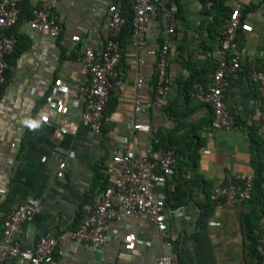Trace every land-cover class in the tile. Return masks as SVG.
<instances>
[{
  "label": "crops",
  "instance_id": "1",
  "mask_svg": "<svg viewBox=\"0 0 264 264\" xmlns=\"http://www.w3.org/2000/svg\"><path fill=\"white\" fill-rule=\"evenodd\" d=\"M115 1L22 0L23 16L14 29L15 34L28 40V46L16 58L9 57L8 74L0 90V187L5 190L0 195V214L28 199H36L39 210L23 223L19 239L23 247L31 248L42 235L56 238L52 264H155L162 253L170 251L165 240L179 238L184 243L195 229L200 202L217 178L226 173H252L249 128L258 123V132L264 129L261 97L252 98V88L243 77L233 79L224 102L240 123H235L231 130L208 126L199 131L203 143L193 170L183 162H189V153L198 139L192 135L174 145L176 168L163 188L165 232H159L148 219L115 216L109 221L108 244L94 248L84 242L75 243L72 234L80 224L82 205L87 197L89 202L93 201L103 191L100 188L105 181L109 182L106 167L121 145L152 155L156 133L183 136L209 115L207 103L194 99L192 94L187 98L184 87L192 75L189 65L206 68L211 78L219 59L221 27H216L218 35L207 30L213 21L206 13L209 5L204 7L201 0H152L157 10L147 20L145 43L137 47L132 44L129 31L122 34L121 29L118 34L121 56L111 81L101 129L82 124L81 107L71 102L86 80L82 57L89 48L102 51L110 35L108 8ZM44 2L52 5L61 25L56 39L32 30L28 24L27 11L31 13L33 7ZM224 6L241 15L236 35L240 66H263L264 0H224ZM125 11L134 15L133 5L131 11L128 6ZM169 23L174 24L171 34L167 32ZM165 39L170 45L169 90L161 107L137 112V103L145 104L154 96L157 52ZM206 40L207 45L203 44ZM138 78L143 80L141 85ZM59 79L64 89L56 85ZM166 106H176V111L187 115L179 118L165 110ZM136 123L150 129H133ZM16 137L20 138L19 146L12 148ZM7 158H13L10 167ZM4 174L6 180L2 178ZM196 174L201 178H193ZM244 209L241 204L217 205L208 222L217 264H243L239 216ZM184 249L192 252L189 241ZM0 264L29 263L8 256L0 257Z\"/></svg>",
  "mask_w": 264,
  "mask_h": 264
},
{
  "label": "built area",
  "instance_id": "2",
  "mask_svg": "<svg viewBox=\"0 0 264 264\" xmlns=\"http://www.w3.org/2000/svg\"><path fill=\"white\" fill-rule=\"evenodd\" d=\"M22 0H0V90L6 80L8 63L6 55L13 52L16 39L5 34V30L16 25L19 19L20 2ZM122 1L116 0L108 10L109 38L101 52L91 48L84 51L82 62L86 72V80L79 88V92L72 104L81 107L80 120L82 124L94 130H100L104 122V111L109 101L112 78L116 76V66L120 60V46L118 34L125 24L126 18L122 13ZM134 15L132 18V32L130 40L135 46L145 43L146 23L150 16L156 14V5L152 0H132ZM211 2L208 3L210 5ZM166 13V9H164ZM168 13V11H167ZM169 15V14H168ZM240 12L233 11L221 26L218 37L219 59L211 73L209 85L195 83L192 97L202 103L210 104L213 110L211 126L216 129L231 130L235 128L234 118L225 106V92L230 86V78L236 74L240 65V50L236 42L238 28L241 25ZM29 27L37 32L46 33L56 38L60 34L61 25L54 16L52 5L44 2L32 8V16L28 19ZM168 34L174 32V24L169 23ZM170 45L165 39L157 52L156 82L154 96L145 104L137 103L135 110L143 112L152 107H161L168 92V54ZM251 79L258 84L259 94L264 114V64L252 71ZM138 85L143 83L138 78ZM62 80L56 85L64 89ZM133 129L148 131V125L133 124ZM76 130H72L74 133ZM264 139V129L260 128ZM20 138L11 143L12 148L19 146ZM264 148V144H263ZM13 164V158H7V165ZM176 168L175 151L172 148H159L154 154H140L134 152L127 144L120 146L119 151L111 156L106 167L109 185L91 202L83 208V217L78 228L73 232L75 243H87L98 248L108 244L111 237L108 225L111 218H144L155 224L161 233L167 228L166 223V194L163 191L167 179ZM7 179V174L2 176ZM253 185L252 174L226 173L215 180L210 191V198L217 205H237L251 197ZM160 188V190H157ZM5 193L0 187V195ZM36 199L10 209L0 214V257H20L29 264H52L57 247V239L42 235L33 247H23L19 233L23 223L39 210ZM263 230L259 238L264 247V217L260 220ZM170 251L162 253L155 264H182L173 249L171 240L164 242Z\"/></svg>",
  "mask_w": 264,
  "mask_h": 264
},
{
  "label": "trees",
  "instance_id": "3",
  "mask_svg": "<svg viewBox=\"0 0 264 264\" xmlns=\"http://www.w3.org/2000/svg\"><path fill=\"white\" fill-rule=\"evenodd\" d=\"M203 6L205 7L209 5L208 11H206L207 15H210L213 18V21L210 22L208 25L207 30L211 31L212 34H217L218 31L216 30L217 26H222L227 18L230 17L232 11H228V9L224 6V0H201ZM20 10H21V2H20ZM133 2L130 0H123L122 2V10L124 16H126L127 20L122 27L121 33H125L129 31V35L132 32V13L127 14L125 11L126 6H128L129 10L131 11V6ZM160 9V6H158ZM30 16L27 18H31L32 16V9L31 13L27 11ZM23 15L21 12L19 13V19ZM16 26V25H15ZM15 26L5 30V34L13 36L16 39L15 48L13 50L12 55H6V60L8 61L9 57L16 58L20 55L28 46V40L24 39L22 36L17 35L14 33ZM241 26V25H240ZM240 28V27H239ZM238 28V31H239ZM120 33V39L123 38V35ZM124 38L122 39V41ZM209 40L203 42V44L207 45ZM162 45V44H161ZM65 51L62 52V56L64 58ZM261 66H256L253 69L248 67L240 66L238 72L230 78V82H233L237 77H243L244 83L248 84L250 88H252V98L256 99L259 95L258 84L251 79V73L253 70L257 68H261ZM189 69L192 71V75L190 78L185 82V91L186 97L190 98V95L193 92V85L195 83H202L203 85H209L210 78L208 77V71L206 68H199L197 69L193 64L189 65ZM212 73V72H211ZM8 74V70H6V76ZM234 79V80H233ZM156 82V74L154 77V84ZM45 98H43L40 102L42 103ZM209 109V115L204 117L199 123H196L191 126V130L188 134L183 136H179L178 134H168L165 135L161 132H158L154 135L153 138V151H157L159 148H174V145L180 139H186L187 137L197 138L198 140L194 143L195 148L190 151L189 153V162H183L187 166L193 167L197 166L200 157V148L202 146V138L199 136V131L205 129L208 126H211L213 110L210 104H207ZM176 106H166L165 110L170 111L175 116L182 118L185 117L187 114L186 112L176 111ZM230 112L231 109H230ZM233 114V113H232ZM235 123L239 124V119L236 115H234ZM259 124H255L250 126L248 132V138L250 142V149H251V165L253 168L252 171V178H253V185L251 191V197L240 204L244 205V211L242 215L239 216V225H240V233L242 236L243 242V255L242 261L243 264H264V247L260 243L259 238L263 234V230L260 227V220L264 217V139L258 132ZM191 162V163H190ZM190 163V164H189ZM191 170V171H192ZM195 179L201 178L200 175L196 174L193 176ZM109 185L108 180L105 181V184L101 186V190H104ZM213 187V186H212ZM212 189V188H211ZM211 191V190H210ZM89 196V195H88ZM87 197V196H86ZM88 198L85 200L84 204L88 201ZM81 209L80 215V222L83 217V206ZM200 215L196 222L195 229L185 237V242L189 241L192 246V252L189 254L184 249V243H181V239L171 240L173 249L177 253L178 260L182 264H217L216 259L214 258V249L211 243L210 235L208 232V222L210 218L213 216L215 209L217 208V202L210 198V192H206V197L203 201L200 202Z\"/></svg>",
  "mask_w": 264,
  "mask_h": 264
},
{
  "label": "water",
  "instance_id": "4",
  "mask_svg": "<svg viewBox=\"0 0 264 264\" xmlns=\"http://www.w3.org/2000/svg\"><path fill=\"white\" fill-rule=\"evenodd\" d=\"M53 39H56V38H53ZM98 248H100V247H98Z\"/></svg>",
  "mask_w": 264,
  "mask_h": 264
}]
</instances>
